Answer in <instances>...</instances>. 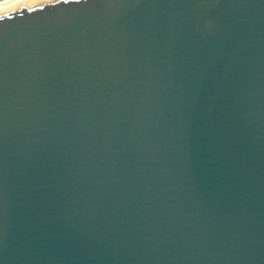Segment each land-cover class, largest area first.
<instances>
[{
	"label": "water",
	"instance_id": "water-1",
	"mask_svg": "<svg viewBox=\"0 0 264 264\" xmlns=\"http://www.w3.org/2000/svg\"><path fill=\"white\" fill-rule=\"evenodd\" d=\"M0 264H264V0L0 7Z\"/></svg>",
	"mask_w": 264,
	"mask_h": 264
},
{
	"label": "bare ground",
	"instance_id": "bare-ground-1",
	"mask_svg": "<svg viewBox=\"0 0 264 264\" xmlns=\"http://www.w3.org/2000/svg\"><path fill=\"white\" fill-rule=\"evenodd\" d=\"M21 1H25V0H0V7L13 4V3H17V2H21Z\"/></svg>",
	"mask_w": 264,
	"mask_h": 264
}]
</instances>
